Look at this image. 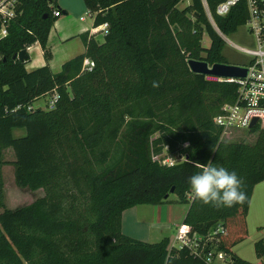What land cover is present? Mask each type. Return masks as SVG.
<instances>
[{"label": "trees", "instance_id": "16d2710c", "mask_svg": "<svg viewBox=\"0 0 264 264\" xmlns=\"http://www.w3.org/2000/svg\"><path fill=\"white\" fill-rule=\"evenodd\" d=\"M181 1L83 0L107 33L102 42L82 35L83 54L53 73L47 65L27 71L28 58H12L35 42L46 60L51 55L56 0H22L0 39V163L12 148L15 184L43 193L0 211V264H207L186 247H169L166 237L150 243L122 233L124 210L167 203L171 193L188 204L182 223L193 231L224 226L217 248L230 264H264V239L254 243L258 263L232 250L245 237L253 188L264 180V129L248 131L257 134L252 144L221 140L213 117L237 85L187 64L228 63L218 31L232 34L248 11L241 2L225 16L213 13V25L201 0L179 7ZM54 93V108L28 109ZM16 128L24 135L14 137ZM167 156L177 161L168 165ZM210 161L243 178L246 203L217 208L195 198L189 178Z\"/></svg>", "mask_w": 264, "mask_h": 264}, {"label": "built area", "instance_id": "2783aa9c", "mask_svg": "<svg viewBox=\"0 0 264 264\" xmlns=\"http://www.w3.org/2000/svg\"><path fill=\"white\" fill-rule=\"evenodd\" d=\"M244 2L248 11V17L245 25L247 32L252 34L255 41L251 48L227 41L236 49L248 54L250 59L247 65H241L246 68L244 77H214L213 78L234 82L237 85L234 98L222 105L220 112L213 117V122L221 127V137L230 139L235 132L241 130L250 131L254 127L264 129V0H201L204 11L212 24H214L213 13L219 16H225L229 11L239 3ZM22 0H0V39L8 33V27L14 19L21 13L20 5ZM53 16L58 17L61 12L54 8ZM99 30L107 33V23L98 26ZM220 32V31H218ZM223 40L226 36L220 32ZM2 59L0 55V60ZM93 63L84 58L83 67L90 69ZM41 99L36 100L37 103ZM57 94H53L48 104L43 109L54 108ZM254 123L252 124L253 120ZM162 155H156L154 158L160 159ZM180 157L178 160H182ZM168 165H173L177 160L172 157H165L162 160ZM225 233L224 226L219 222L206 234H200L193 231L191 227L180 224L169 247H186L191 253L198 257H203L207 264H216L220 259L223 260L226 253L220 251L218 246L219 236ZM230 259V258H229Z\"/></svg>", "mask_w": 264, "mask_h": 264}, {"label": "rangeland", "instance_id": "374dc122", "mask_svg": "<svg viewBox=\"0 0 264 264\" xmlns=\"http://www.w3.org/2000/svg\"><path fill=\"white\" fill-rule=\"evenodd\" d=\"M60 3V0H56ZM190 3V0H182L178 6L184 7ZM53 6L56 5V2L52 3ZM212 23V22H211ZM214 25V24H213ZM220 34V32H218ZM221 36V35H220ZM226 39L224 40V46L222 49V55L225 60L229 64L236 65H247L250 59V56L236 48H234L228 41L234 42L237 45L251 48L254 46V39L252 34L247 32L246 25L243 24L237 28L235 32L232 34L225 35ZM104 34L98 33L97 40L99 42L103 41ZM209 37L207 34L203 35V39L201 41L204 47H208L209 45ZM210 65V64H209ZM52 95L47 94L42 96L41 99L37 103H33V106L44 107L50 101ZM25 130L23 128L13 129V136L19 137L24 135ZM257 134L250 133L245 130H241L239 132H235L234 137L232 139H228L229 141L235 142H246L252 144L256 140ZM227 141V140H225ZM15 156L12 148L4 149L0 163V192H1V203L0 211L4 208H14L17 206H21L27 203L32 202L34 199L42 195V189H38L35 191L29 190L28 188H21L15 184L14 181V165L12 161H14ZM259 187H256L254 190V194L251 197V204L249 207V211L245 217V229L246 234L245 237L240 240L237 244H235L232 248L233 252L237 253L242 258L253 262L258 263L260 261L257 258L256 252L254 250V243L259 239H264V197L259 193ZM192 196L189 195V197ZM170 207L173 218L175 219L177 216H182L183 204L177 200V196L174 193H171L169 196V201L164 203ZM139 210L141 212L138 224L135 223L132 226V229H135L139 232L140 239L143 236V233L146 232L148 223L152 221L153 216L157 210L156 206L153 205H139ZM160 207V206H159ZM178 219V218H177ZM174 228V226H173ZM174 232V229L171 230ZM134 234V233H133ZM151 241V239H150ZM264 259V257H263ZM216 264H225L220 261L216 262Z\"/></svg>", "mask_w": 264, "mask_h": 264}, {"label": "crops", "instance_id": "0c3cea01", "mask_svg": "<svg viewBox=\"0 0 264 264\" xmlns=\"http://www.w3.org/2000/svg\"><path fill=\"white\" fill-rule=\"evenodd\" d=\"M55 7L61 11V15L54 20L47 35V47L49 48L51 55L49 59L46 60L38 42L28 46L26 48L28 60L25 63V69L27 71L47 65L51 72L57 73L61 70L62 65L65 62L80 54H83L85 51L82 35L88 34L89 36H92L97 42H99L97 40V34L102 32L98 28L99 25L96 26L94 24V14L86 8L83 0H60V3L56 1ZM34 102H36V100ZM233 137L234 135H232L230 139ZM221 140L229 141L228 139H225V137H221ZM256 187H259V193L262 195V197H264V180L254 186L251 197L254 194ZM251 197L247 213L251 204ZM139 205L152 204H138L127 208L123 211L121 217L122 233L136 239L139 237V232H137L135 229H132V226L135 223L138 224L139 216L141 212L143 213L141 209L139 210ZM153 206H156L157 210L152 221L148 223L146 232L143 233V236L139 240L152 243L166 237L170 243L174 237L177 226L182 224L183 218L188 209V204H183L184 207L181 209L183 213L182 216L179 215L175 219L173 218L170 207L166 204ZM173 229L174 232L172 233L171 230ZM235 254L238 255L237 253ZM229 258L230 257L228 255L225 256L223 260L219 259L218 261L221 263L230 264Z\"/></svg>", "mask_w": 264, "mask_h": 264}, {"label": "clouds", "instance_id": "9594fccd", "mask_svg": "<svg viewBox=\"0 0 264 264\" xmlns=\"http://www.w3.org/2000/svg\"><path fill=\"white\" fill-rule=\"evenodd\" d=\"M153 86H158L153 82ZM212 151H215L212 148ZM201 171L189 178L190 189L196 199L205 205L214 207H228L242 205L247 202L243 178L235 170L229 171L221 165L212 163L201 165ZM165 264H171L165 260Z\"/></svg>", "mask_w": 264, "mask_h": 264}, {"label": "water", "instance_id": "95a60500", "mask_svg": "<svg viewBox=\"0 0 264 264\" xmlns=\"http://www.w3.org/2000/svg\"><path fill=\"white\" fill-rule=\"evenodd\" d=\"M46 16V15H45ZM12 58L19 60H26L28 58L27 51L22 49L17 53L13 54ZM189 70L196 74H202L206 76L214 77H244L246 74V68L241 65L229 64V63H213L209 65L204 60L192 59L187 61ZM253 120L252 124L254 123ZM172 191V190H171Z\"/></svg>", "mask_w": 264, "mask_h": 264}]
</instances>
